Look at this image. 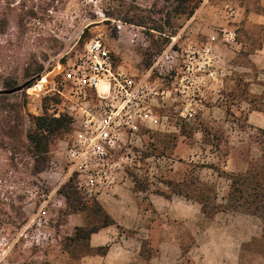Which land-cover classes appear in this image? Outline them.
<instances>
[{
  "label": "rangeland",
  "instance_id": "374dc122",
  "mask_svg": "<svg viewBox=\"0 0 264 264\" xmlns=\"http://www.w3.org/2000/svg\"><path fill=\"white\" fill-rule=\"evenodd\" d=\"M153 1L0 0V264H79L80 258L91 253L84 241L74 244L69 238L76 227L97 224L91 207L116 186L134 191L141 208L152 210L150 199L160 201V213L144 214L143 227L150 219V226L159 231L154 242L143 241L147 243L145 258H152L162 242L174 241L179 246L177 264H188L182 248L194 241L196 246L189 253L193 264H264L260 219L224 212L211 223L198 203L173 195L175 190L186 191L184 185L194 177L215 187L217 204L225 205L230 181L209 167L240 173L247 161L262 160L264 147L257 143H262L264 136L246 127L245 111L239 110L247 89L243 67L236 63L231 47L236 46L244 28L239 27L238 19L226 24L230 20L227 4L247 1L254 5V1L204 0L203 4L210 3V11L204 14L212 17L210 24L192 29L190 19L176 18L172 27L165 28L166 36L141 27H125L118 33L117 20L103 12L120 3L149 11ZM31 10L36 16L19 24V15ZM203 28L212 33L213 40ZM232 32L236 33L235 42ZM93 38L102 39L115 66L130 75L138 76L155 66L153 81L166 98L154 106L155 119L143 124L139 134L122 137V148L112 153L111 162L116 166L109 184H87L86 177L78 179L68 153L73 129L59 137L44 170L34 176L35 161L26 141L33 117L42 115L47 104L49 115L60 105L48 101L60 95L65 85L59 65L74 59ZM209 40L211 50L206 54L203 50ZM147 63H151L148 68ZM191 63L193 71L188 73ZM40 66L44 67L40 77H32ZM42 82L46 85L39 87ZM35 86L37 90H33ZM8 107L12 109L7 114ZM8 116L16 129L14 136L6 135ZM239 128L248 134V142L237 147L240 137L246 139L237 133ZM68 186L76 187L88 209L71 211ZM158 193L172 195L171 203ZM254 239L260 242L246 247Z\"/></svg>",
  "mask_w": 264,
  "mask_h": 264
},
{
  "label": "built area",
  "instance_id": "2783aa9c",
  "mask_svg": "<svg viewBox=\"0 0 264 264\" xmlns=\"http://www.w3.org/2000/svg\"><path fill=\"white\" fill-rule=\"evenodd\" d=\"M115 22L118 33L125 27H136ZM230 35L235 42L236 33ZM227 36L224 30V37ZM225 41L231 42L228 38ZM210 48L209 43L203 51L207 54ZM192 67L193 63L187 67L188 73ZM59 69L65 84L63 91L58 92L62 102L52 108L50 116H68L74 121L68 153L78 179L86 177L87 184H109L116 166L111 162L112 153L122 148V137L139 134L143 124L155 119L154 106L166 98L153 81L155 66L138 76L130 75L115 66L103 40L93 38L85 42L79 55L60 64Z\"/></svg>",
  "mask_w": 264,
  "mask_h": 264
},
{
  "label": "trees",
  "instance_id": "16d2710c",
  "mask_svg": "<svg viewBox=\"0 0 264 264\" xmlns=\"http://www.w3.org/2000/svg\"><path fill=\"white\" fill-rule=\"evenodd\" d=\"M59 1V0H53ZM204 0H154L152 8L149 11L140 9V7L131 5L128 3H120L114 7H110L108 10H103L105 16L109 19L121 21L127 25L146 28L148 32H157L161 36H166L165 28L172 27L173 21L176 18L186 17L191 19L197 10L201 7ZM36 16L34 11H28L22 15H19L17 20L19 24H22L27 18H33ZM160 22V23H159ZM87 31H84L83 37ZM85 44V43H84ZM83 44V45H84ZM151 63H147L148 68ZM44 71V67L40 66L32 75V77H40ZM34 84V83H32ZM248 101L252 110L260 111L261 106L255 103V98H250L247 94H243L241 101ZM53 104H61L62 99L60 95H56L48 100ZM49 104L44 107L42 115L33 117V128L26 134V141L28 144V151L32 155L35 166L33 169V175H39L47 164V156L52 152L59 137L69 134L75 130L74 121L68 116H61L60 118H54L48 114ZM13 108V106H11ZM12 108L5 110V113H9ZM6 127L8 131L6 135H15V128L11 126L10 117H5ZM263 136L264 131L258 130ZM20 135V132H18ZM257 143V142H256ZM259 146L264 147V141L257 143ZM240 149L232 148L231 151H239ZM242 155V153H240ZM262 160L260 161H247L248 169L246 172L229 173L221 171L216 167H209L215 170L219 176L225 177L230 181V190L224 198L225 205L217 204L216 189L212 185L202 182L198 178L192 177L189 183H186L185 189L175 190L173 195L185 197L189 201L198 203L201 206L202 214L208 220H214L215 217L224 212H232L237 214H244L252 217H256L262 221L264 230V148ZM76 185V183H75ZM169 187L172 184H168ZM66 198L70 204L72 212L82 211L88 209L86 203H82L79 196H77V190L74 186H68ZM159 196L164 197L167 200L172 199V195H165L164 193H158ZM91 217L97 222L96 225L87 227H76L75 234L69 238V241L77 244L80 241H84L86 248L93 256H106L110 250L109 246L101 247L98 249L90 248V238L93 234L100 232L101 230L116 226L114 219L103 209L98 201H94L91 207ZM19 214H22L19 209ZM71 214V213H68ZM260 242L255 240L246 245L249 247L255 243ZM147 243L143 242L141 256L147 261L150 260V255L145 258L144 248ZM196 243H193L187 249L182 248V256L186 259L188 264H193L189 257V253ZM243 257V256H242ZM241 257V259H242Z\"/></svg>",
  "mask_w": 264,
  "mask_h": 264
},
{
  "label": "crops",
  "instance_id": "0c3cea01",
  "mask_svg": "<svg viewBox=\"0 0 264 264\" xmlns=\"http://www.w3.org/2000/svg\"><path fill=\"white\" fill-rule=\"evenodd\" d=\"M252 1H254V5H250L247 1L244 3L240 1L239 5L234 6L227 4L226 8L230 9L226 10V13L230 20L226 24L238 19L241 24L239 27L244 28L240 33L241 36L236 46L231 47L232 56L236 57V63L243 67L241 69L244 70V82L248 96L255 98V103L262 108L260 111L252 110L250 103L242 100L239 110L245 111V123L248 129L264 131V0ZM209 4V1L204 3L190 19V24H194L192 29H194L195 25H207L212 22V17L204 15L210 11L211 7ZM206 28H203L202 32L213 40L214 36ZM254 30H257V33ZM209 43L211 44L212 42L209 40ZM221 45L219 44L220 49L224 51L225 48L223 49L222 47L224 46ZM235 87L237 88V86ZM244 104L246 107H243ZM219 109L221 111V108ZM234 125L236 124L234 123ZM237 133L239 136L240 134L241 136H246V139L245 137L244 139L240 137L237 147L247 144L248 134L244 129L239 128ZM227 164H229V160L224 163V165ZM234 168H236V165ZM247 169L248 166L242 172H246ZM150 200L152 210L141 208L138 200L134 197V191L123 186H116L111 193H103L99 196L98 201L105 202L100 204L114 219L116 226L105 228L93 234L89 244L91 249L109 246L110 250L103 257L93 255L82 257L79 260V264H147L141 256L143 241L153 240L154 242L155 235L157 236L159 231H157L156 227L150 226L152 223L150 219L147 220V224H144L143 227L144 214L150 212L156 216L157 212L160 213V209L157 207L160 201L156 199ZM166 201L169 203V200ZM117 206L120 208H116ZM167 215L171 216L172 214ZM217 216L214 220H210L211 223L216 220ZM121 228L123 231H120ZM178 247L174 241L162 242L148 264H163V262L177 264Z\"/></svg>",
  "mask_w": 264,
  "mask_h": 264
},
{
  "label": "bare ground",
  "instance_id": "6f19581e",
  "mask_svg": "<svg viewBox=\"0 0 264 264\" xmlns=\"http://www.w3.org/2000/svg\"><path fill=\"white\" fill-rule=\"evenodd\" d=\"M46 85L45 82H42L41 85H39V87H44Z\"/></svg>",
  "mask_w": 264,
  "mask_h": 264
}]
</instances>
